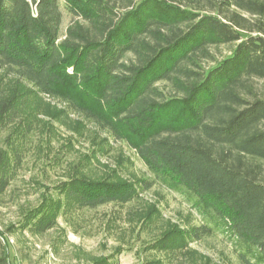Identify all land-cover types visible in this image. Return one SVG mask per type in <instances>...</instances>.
Returning a JSON list of instances; mask_svg holds the SVG:
<instances>
[{
	"label": "trees",
	"instance_id": "obj_1",
	"mask_svg": "<svg viewBox=\"0 0 264 264\" xmlns=\"http://www.w3.org/2000/svg\"><path fill=\"white\" fill-rule=\"evenodd\" d=\"M62 4L73 16L64 36ZM221 46L229 52L219 58L212 49ZM259 81L264 0H0V137L21 130L32 95H47L126 143L149 177L75 176L57 194L96 208L128 203L157 182L183 193L199 222L168 233L163 247L220 236L235 254L231 264H264ZM22 150L12 141L0 151V193ZM63 206L43 196L19 223L44 233ZM4 239L0 232V264H12Z\"/></svg>",
	"mask_w": 264,
	"mask_h": 264
},
{
	"label": "rangeland",
	"instance_id": "obj_2",
	"mask_svg": "<svg viewBox=\"0 0 264 264\" xmlns=\"http://www.w3.org/2000/svg\"><path fill=\"white\" fill-rule=\"evenodd\" d=\"M62 11L64 36L73 16L63 4ZM212 50L221 58L229 47ZM263 85L264 81L257 82L259 88ZM159 86L171 91L168 83ZM82 120L61 100L32 95L18 118L21 130L11 133L10 129L0 137V151L12 141L23 149L21 167L0 193V232L12 264H90L101 258L114 264L232 263L235 254L220 236L184 248L162 246L161 238L199 219L183 193L159 182L128 203L96 208L81 207L58 195L56 187L75 176L130 181L150 176L126 143ZM51 195L64 204L53 228L38 233L19 223L43 196Z\"/></svg>",
	"mask_w": 264,
	"mask_h": 264
}]
</instances>
